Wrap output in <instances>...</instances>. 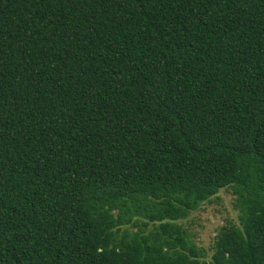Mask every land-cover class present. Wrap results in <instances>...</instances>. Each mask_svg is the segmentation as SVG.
<instances>
[{"label":"trees","instance_id":"obj_1","mask_svg":"<svg viewBox=\"0 0 264 264\" xmlns=\"http://www.w3.org/2000/svg\"><path fill=\"white\" fill-rule=\"evenodd\" d=\"M0 264H264V0H0Z\"/></svg>","mask_w":264,"mask_h":264},{"label":"rangeland","instance_id":"obj_2","mask_svg":"<svg viewBox=\"0 0 264 264\" xmlns=\"http://www.w3.org/2000/svg\"><path fill=\"white\" fill-rule=\"evenodd\" d=\"M233 202L234 197L231 191L221 190L210 202L203 204L197 212L192 213L187 220L182 222L193 235L198 246L209 250L223 225L238 224V212Z\"/></svg>","mask_w":264,"mask_h":264}]
</instances>
